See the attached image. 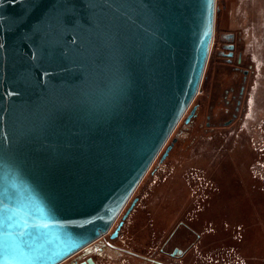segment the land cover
I'll use <instances>...</instances> for the list:
<instances>
[{"label": "water", "instance_id": "1", "mask_svg": "<svg viewBox=\"0 0 264 264\" xmlns=\"http://www.w3.org/2000/svg\"><path fill=\"white\" fill-rule=\"evenodd\" d=\"M216 12V0H0V264H95L88 248L117 239L189 118Z\"/></svg>", "mask_w": 264, "mask_h": 264}, {"label": "rangeland", "instance_id": "2", "mask_svg": "<svg viewBox=\"0 0 264 264\" xmlns=\"http://www.w3.org/2000/svg\"><path fill=\"white\" fill-rule=\"evenodd\" d=\"M216 8L210 56L192 106L203 102L219 34H239V49L253 72L241 126L178 138L182 119L167 145L177 141L161 163L155 160L133 195L141 200L120 231L123 237L112 242L101 238L111 244L104 249L107 255H94L100 264H150L143 258L159 259L165 240L166 251L189 248L187 264H264L240 259L253 257L251 245L264 238V0H216ZM120 220L121 215L113 228ZM238 227L242 243L236 238ZM208 229L214 231L206 234ZM259 245L257 251L264 249Z\"/></svg>", "mask_w": 264, "mask_h": 264}, {"label": "flooded vegetation", "instance_id": "3", "mask_svg": "<svg viewBox=\"0 0 264 264\" xmlns=\"http://www.w3.org/2000/svg\"><path fill=\"white\" fill-rule=\"evenodd\" d=\"M240 41L241 36H239V34H235L234 32L223 31L219 34L215 52V62H213L215 67L212 68L210 77L207 76L206 81L208 83L205 89L203 102H200V104H194L192 109L190 108L193 110V113L190 116L189 114L191 110H189L186 114L185 118H187V116H189V118L186 122L184 120L182 129L178 133V138L180 136H184L186 138L187 135H192L193 133L196 134V132L198 133L199 131L206 135L214 134L216 132L221 133V131L226 129L233 131L237 127L241 126L246 113V87L248 86L249 77L252 76L253 72L250 65L246 66L243 53L239 49ZM221 70L224 72L222 75L219 74ZM176 139L177 138L174 139V143L177 141ZM262 148L264 151V147ZM131 199L126 205L125 210L129 207L133 200L135 203L128 216L136 209L141 200L138 195L132 200ZM128 216L123 221L122 228L124 227ZM261 219L262 223H264L263 217ZM209 226H212L211 223ZM122 228L121 232L123 230ZM208 230L205 232L206 234H210L214 231L213 229ZM243 231L244 230L242 229V232ZM196 237L198 239L200 238L199 235ZM236 238L240 243L244 240L241 233V227H238ZM260 239L263 240V242L255 243L254 241L251 245L253 247L252 249L255 251L254 254H252L253 257L248 256L246 258L245 256H240L242 262L249 261V263H264V249L262 248L257 251V246L259 244H264V238ZM111 242L109 241V243L106 244L99 241V243L97 242V244L93 247V251L95 253H99L103 251L106 246L111 244ZM167 243L168 240H165L160 244L162 247L159 249V259L145 260V258H143V261L149 262L150 264H187L185 258L189 253V248L183 250L179 247H174L170 251H166L165 245ZM125 252L132 257L139 256L138 254L128 250H125Z\"/></svg>", "mask_w": 264, "mask_h": 264}, {"label": "crops", "instance_id": "4", "mask_svg": "<svg viewBox=\"0 0 264 264\" xmlns=\"http://www.w3.org/2000/svg\"><path fill=\"white\" fill-rule=\"evenodd\" d=\"M93 246V245H92ZM110 246H106L104 249H108ZM103 249V251H101V252H99V253H97V254H95V252L93 251V248L92 249H89L88 248V257H91L93 260H94V262H95V264H100V261H98V260H100V259H97L96 257H94V255H97V256H101V255H107V252H106V250H104ZM101 253V254H100ZM118 257H119V255H118Z\"/></svg>", "mask_w": 264, "mask_h": 264}, {"label": "built area", "instance_id": "5", "mask_svg": "<svg viewBox=\"0 0 264 264\" xmlns=\"http://www.w3.org/2000/svg\"><path fill=\"white\" fill-rule=\"evenodd\" d=\"M120 233L118 234V237L117 238H122L123 237V233L121 235H120Z\"/></svg>", "mask_w": 264, "mask_h": 264}, {"label": "bare ground", "instance_id": "6", "mask_svg": "<svg viewBox=\"0 0 264 264\" xmlns=\"http://www.w3.org/2000/svg\"><path fill=\"white\" fill-rule=\"evenodd\" d=\"M212 42H213V40H212ZM211 45H212V43H211ZM210 51H211V46H210ZM210 56V55H209ZM136 191V190H135Z\"/></svg>", "mask_w": 264, "mask_h": 264}, {"label": "trees", "instance_id": "7", "mask_svg": "<svg viewBox=\"0 0 264 264\" xmlns=\"http://www.w3.org/2000/svg\"><path fill=\"white\" fill-rule=\"evenodd\" d=\"M159 163H161V162H159ZM191 230V229H190ZM192 232H194L193 230H191Z\"/></svg>", "mask_w": 264, "mask_h": 264}]
</instances>
